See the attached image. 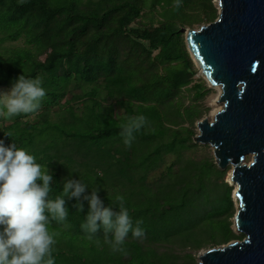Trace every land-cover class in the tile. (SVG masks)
<instances>
[{"label": "trees", "instance_id": "1", "mask_svg": "<svg viewBox=\"0 0 264 264\" xmlns=\"http://www.w3.org/2000/svg\"><path fill=\"white\" fill-rule=\"evenodd\" d=\"M218 16L212 0H0V92L23 74L46 91L36 113L0 116V140L48 167L50 199L65 178L81 179L86 195L98 190L105 207L122 195L134 226L143 220L144 237L129 232L128 254L113 253L102 226L92 240L81 228L88 201L78 212L67 200V223L49 225L55 264H197L199 251L243 240L229 168L190 156L213 91L196 80L181 30ZM137 115L148 124L129 148L120 125Z\"/></svg>", "mask_w": 264, "mask_h": 264}, {"label": "water", "instance_id": "2", "mask_svg": "<svg viewBox=\"0 0 264 264\" xmlns=\"http://www.w3.org/2000/svg\"><path fill=\"white\" fill-rule=\"evenodd\" d=\"M217 7L214 23L181 33L204 80L221 89V110L196 124V143L213 149L219 169L232 167L238 187L234 226L243 240L198 259L199 264H264V0H217Z\"/></svg>", "mask_w": 264, "mask_h": 264}, {"label": "clouds", "instance_id": "3", "mask_svg": "<svg viewBox=\"0 0 264 264\" xmlns=\"http://www.w3.org/2000/svg\"><path fill=\"white\" fill-rule=\"evenodd\" d=\"M25 2L19 0L20 4ZM175 6H180V0H175ZM45 95L39 77L20 75L9 91L0 92V116L9 119L36 113ZM147 124L144 115L131 116L122 123L120 135L125 146L130 148L134 133ZM6 135L10 137V134ZM52 181L53 175L48 167L37 163L27 150L18 148L14 142L6 146L4 140H0V264H55V237L59 233L50 232L49 225L52 221L67 223L66 201L73 198L77 200L74 207L78 212L84 209L83 200L89 203L86 222L81 224L89 240L96 237L102 226L104 243L113 253L126 256L128 252L124 244L129 232L134 239L144 237L145 231L140 226L143 220H137L134 226L124 196L117 195L112 205L105 207L98 190L86 195L87 185L81 179L68 177L63 181L61 193L50 199ZM113 205L118 206L119 211H114Z\"/></svg>", "mask_w": 264, "mask_h": 264}, {"label": "rangeland", "instance_id": "4", "mask_svg": "<svg viewBox=\"0 0 264 264\" xmlns=\"http://www.w3.org/2000/svg\"><path fill=\"white\" fill-rule=\"evenodd\" d=\"M213 1V4L217 7V0H212ZM199 27H195V29H198ZM184 30H186V31H188V30H191V29H184ZM185 36H186V34H185ZM198 79H203L204 80V78L202 77V75L200 74V72H199V70H198V73H197V76H196V80H198ZM208 85V84H207ZM209 86V85H208ZM209 89H211L213 92H212V94H210L205 100H204V104H205V107L208 109V113L207 114H205L204 116H203V118H202V120H207V121H211V119H212V117L216 114V112H218L219 110H218V108L220 107V109H221V107H222V103H218L217 104V100L219 99V93L215 90V89H213V88H211V87H209ZM186 93H188V92H186ZM218 110V111H217ZM215 112V113H214ZM201 121V120H200ZM199 121V122H200ZM199 122H197V123H199ZM195 132H196V134H198V132H197V129H195ZM210 156V157H212V158H214V156H213V149L211 148V147H208V146H200V148L199 149H197V150H195L194 152H191V154H190V156L191 157H202V156ZM251 157H248V158H246V163H250L251 162ZM229 168V171L227 172V174H226V176L224 177V183L231 189V199H232V204H233V207H234V215H233V218L231 219V222H232V229H233V231H234V233L235 234H237L235 231V226H234V219H235V214L238 212V200H237V198H235V196H234V193H235V187L234 186H231L229 183H228V181H227V178H228V176H229V174L231 173V171H232V167L231 166H229L228 167ZM237 235H239V236H242V235H240V234H237ZM234 242V241H233ZM230 243H232V242H230ZM226 246V245H225ZM208 250V249H207ZM207 250H202V251H199L198 253H197V258H199V256L202 254V253H204V252H206ZM194 254V253H193ZM200 263V261H199V259H197V264H199Z\"/></svg>", "mask_w": 264, "mask_h": 264}, {"label": "bare ground", "instance_id": "5", "mask_svg": "<svg viewBox=\"0 0 264 264\" xmlns=\"http://www.w3.org/2000/svg\"><path fill=\"white\" fill-rule=\"evenodd\" d=\"M217 2V1H216ZM215 88V87H214ZM215 90L220 94L221 93V89L220 88H215ZM217 102H218V100H217ZM220 104V103H219ZM218 110H221L220 109V107L218 108ZM217 110V111H218ZM215 113V112H214ZM217 113V112H216ZM230 175L231 174H229V176H228V178H227V181H228V183L231 185V186H234L235 187V193H234V196H235V194H236V192H237V185L231 180V177H230Z\"/></svg>", "mask_w": 264, "mask_h": 264}]
</instances>
